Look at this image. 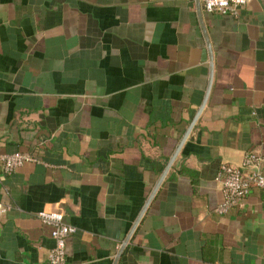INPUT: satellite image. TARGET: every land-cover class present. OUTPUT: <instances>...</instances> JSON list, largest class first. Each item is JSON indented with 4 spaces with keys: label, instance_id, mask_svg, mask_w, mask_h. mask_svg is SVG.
<instances>
[{
    "label": "crops",
    "instance_id": "0c3cea01",
    "mask_svg": "<svg viewBox=\"0 0 264 264\" xmlns=\"http://www.w3.org/2000/svg\"><path fill=\"white\" fill-rule=\"evenodd\" d=\"M199 3L0 0V155L42 160L0 162V264H47L42 210L66 264H264V193L215 210L220 163L264 157V0Z\"/></svg>",
    "mask_w": 264,
    "mask_h": 264
},
{
    "label": "built area",
    "instance_id": "2783aa9c",
    "mask_svg": "<svg viewBox=\"0 0 264 264\" xmlns=\"http://www.w3.org/2000/svg\"><path fill=\"white\" fill-rule=\"evenodd\" d=\"M249 0H202L206 12L237 15ZM4 172L11 173L25 163H42L38 155L29 152H12L0 155ZM216 180L222 184L223 198L216 211L225 213L242 205L253 186L264 193V157L248 150L240 165L222 162L217 170ZM40 221L50 227L53 246L47 255V264H66V240L76 228L65 223L60 211L42 210L37 213Z\"/></svg>",
    "mask_w": 264,
    "mask_h": 264
},
{
    "label": "water",
    "instance_id": "95a60500",
    "mask_svg": "<svg viewBox=\"0 0 264 264\" xmlns=\"http://www.w3.org/2000/svg\"><path fill=\"white\" fill-rule=\"evenodd\" d=\"M196 1H197V10H198V13L200 14V12H201L200 3H199V0H196ZM206 98H207V94L205 95V97H204V99H203V102H202L201 106L199 107V109L197 110L195 116L193 117L192 121L190 122V124H189V126H188L186 132L184 133L182 139L180 140V142H179V144L177 145L176 149L174 150L173 154L171 155V157L169 158L168 162L166 163V165H165L163 171L161 172V174H160V176H159V179H158L157 183L155 184V186H154V188H153V190H152V192H151V194H150V196H149L147 202L145 203L144 208H143L141 214L143 213V211H144L145 208L147 207L148 203L150 202L151 198H152L153 195L155 194L157 188L159 187V185L161 184L163 178L165 177V175H166L168 169L170 168V166H171V164L173 163V161L175 160V158H176L178 152L180 151V149H181V147H182L184 141L186 140L187 136H188L189 133L191 132V130H192V128H193V126H194V124H195L197 118L199 117V115H200V113H201V110L203 109V106H204V104H205V102H206ZM139 218H140V217H138V218L136 219L134 225L132 226L131 230L129 231V233H128L126 239H125L126 241L128 240L129 236L131 235V233H132V231H133L135 225L137 224ZM118 256H119V254H118Z\"/></svg>",
    "mask_w": 264,
    "mask_h": 264
}]
</instances>
